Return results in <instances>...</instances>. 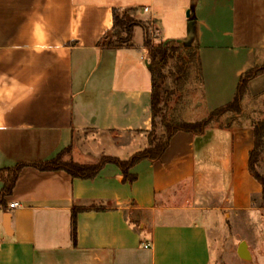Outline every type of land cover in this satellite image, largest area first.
Segmentation results:
<instances>
[{"label": "crops", "instance_id": "0c3cea01", "mask_svg": "<svg viewBox=\"0 0 264 264\" xmlns=\"http://www.w3.org/2000/svg\"><path fill=\"white\" fill-rule=\"evenodd\" d=\"M113 9L138 25L128 46L98 47L117 34ZM162 37L196 46L208 115L264 63V0H0V172L51 160L86 131L95 136L80 140L85 157L127 160L146 148L145 41ZM261 118L264 73L249 81L240 116L176 132L157 161L130 169L131 184L111 164L90 180L23 167L0 207V264H209L211 233L263 210L247 168ZM93 205L103 210L77 214L73 242L72 208Z\"/></svg>", "mask_w": 264, "mask_h": 264}, {"label": "trees", "instance_id": "16d2710c", "mask_svg": "<svg viewBox=\"0 0 264 264\" xmlns=\"http://www.w3.org/2000/svg\"><path fill=\"white\" fill-rule=\"evenodd\" d=\"M138 25L126 11L119 12L116 9L112 10V31L119 30L121 37H113L112 32L106 33L98 42V47L117 49L121 46H128L131 33L134 26ZM115 38V40H114ZM192 40L196 41L195 33L192 34ZM181 43V42H176ZM145 45L148 48V68L150 71V119L151 128L148 131V145L141 151L132 154L127 160H121L113 156H103L94 164H80L72 161H63L62 154L59 153L55 158L33 164H18L13 169H8L0 172V180L2 181V189L0 191V207H5L4 198L12 192L14 183L20 170L25 167H33L39 171H64L70 177L81 180L93 179L101 168L106 164L116 166L122 175L123 182L133 183L136 176L130 173V169L141 161H157L168 147L170 138L176 132H185L193 135H201L212 122L218 121L223 115L231 114L240 116L242 114V100L247 92V86L250 80L264 73V63L244 72L239 79L235 94L232 100L208 113L207 117L197 122H167L166 113L167 105L172 91H167L164 86L167 79H170L174 87L184 82L192 69L198 74L200 83V62L195 46L193 51L188 50L189 45H173L169 41L166 44L163 42L155 45L151 44L147 39ZM171 62V63H170ZM168 70L165 74L164 70ZM160 119V124L163 127V133L160 137L154 135L156 128V120ZM264 151V118L256 121L253 124V147L248 154L247 168L250 176L261 187V208H264V174L257 171L260 164L261 156ZM101 211L102 206L93 205L88 208L73 207L71 210L70 236L73 242L76 239V216L82 211ZM128 214V218H129ZM132 223V221H130Z\"/></svg>", "mask_w": 264, "mask_h": 264}, {"label": "rangeland", "instance_id": "374dc122", "mask_svg": "<svg viewBox=\"0 0 264 264\" xmlns=\"http://www.w3.org/2000/svg\"><path fill=\"white\" fill-rule=\"evenodd\" d=\"M184 16H186V12ZM118 34L123 37L119 30H117V34H113V37H119ZM166 39L164 37L161 38V41L157 39V43L163 42V44H166ZM152 44L155 45L154 43ZM173 45L182 46L185 44L173 42ZM194 48L195 45L190 43L188 50L193 51ZM167 72V69L164 70L165 74ZM259 81H261L260 78L254 83L258 84ZM164 88L173 93L167 105V110H165L167 122H197L207 117L206 110L201 104L200 80L195 69L191 70L188 78L179 87H174L171 80L167 79ZM253 105H249L247 111L249 108H254ZM256 108L259 109V105ZM163 130L160 119L157 118L154 135L160 137ZM94 136V133L90 131L78 133L72 146L63 152L62 160L80 164H94L101 157L106 156L98 155L91 158L90 154L87 153V157H85L87 152L86 143L80 140L81 138L83 140L90 139ZM257 171L264 174V151ZM261 202L260 196L254 199L253 204L256 208L263 209L262 212L252 211L237 214L230 222V225L223 229L222 232L211 233L212 248L209 264H264V208H261ZM241 242L246 243L251 255L250 260L243 261L237 258L236 248Z\"/></svg>", "mask_w": 264, "mask_h": 264}, {"label": "water", "instance_id": "95a60500", "mask_svg": "<svg viewBox=\"0 0 264 264\" xmlns=\"http://www.w3.org/2000/svg\"><path fill=\"white\" fill-rule=\"evenodd\" d=\"M7 221H8V219L6 217V219H5L6 224H7ZM236 254L243 261H247V260L251 259L250 253L247 250V246H246L245 242L239 243V245L237 246V249H236Z\"/></svg>", "mask_w": 264, "mask_h": 264}, {"label": "built area", "instance_id": "2783aa9c", "mask_svg": "<svg viewBox=\"0 0 264 264\" xmlns=\"http://www.w3.org/2000/svg\"><path fill=\"white\" fill-rule=\"evenodd\" d=\"M146 10H147V9H144V11H146ZM14 206H15V204H13V203L8 205L9 208H13ZM148 247H149L148 244H144V245H143V248H145V249H147Z\"/></svg>", "mask_w": 264, "mask_h": 264}]
</instances>
